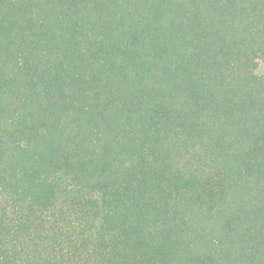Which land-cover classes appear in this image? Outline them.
Wrapping results in <instances>:
<instances>
[{
	"label": "trees",
	"instance_id": "16d2710c",
	"mask_svg": "<svg viewBox=\"0 0 264 264\" xmlns=\"http://www.w3.org/2000/svg\"><path fill=\"white\" fill-rule=\"evenodd\" d=\"M264 0H0V264H264Z\"/></svg>",
	"mask_w": 264,
	"mask_h": 264
},
{
	"label": "rangeland",
	"instance_id": "374dc122",
	"mask_svg": "<svg viewBox=\"0 0 264 264\" xmlns=\"http://www.w3.org/2000/svg\"><path fill=\"white\" fill-rule=\"evenodd\" d=\"M261 70H264V64H261V68H260Z\"/></svg>",
	"mask_w": 264,
	"mask_h": 264
}]
</instances>
